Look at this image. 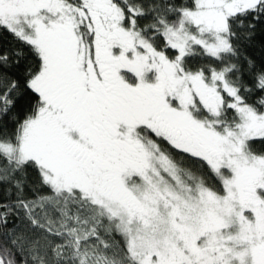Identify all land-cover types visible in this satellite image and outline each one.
I'll return each instance as SVG.
<instances>
[{
  "label": "snow or ice",
  "instance_id": "obj_1",
  "mask_svg": "<svg viewBox=\"0 0 264 264\" xmlns=\"http://www.w3.org/2000/svg\"><path fill=\"white\" fill-rule=\"evenodd\" d=\"M0 264H264V0H0Z\"/></svg>",
  "mask_w": 264,
  "mask_h": 264
}]
</instances>
